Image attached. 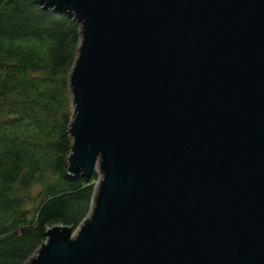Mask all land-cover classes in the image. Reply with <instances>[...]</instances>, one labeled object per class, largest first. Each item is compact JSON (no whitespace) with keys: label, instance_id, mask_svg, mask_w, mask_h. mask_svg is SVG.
I'll use <instances>...</instances> for the list:
<instances>
[{"label":"water","instance_id":"1","mask_svg":"<svg viewBox=\"0 0 264 264\" xmlns=\"http://www.w3.org/2000/svg\"><path fill=\"white\" fill-rule=\"evenodd\" d=\"M78 22L70 174L87 220L28 264H264V0H36Z\"/></svg>","mask_w":264,"mask_h":264},{"label":"trees","instance_id":"2","mask_svg":"<svg viewBox=\"0 0 264 264\" xmlns=\"http://www.w3.org/2000/svg\"><path fill=\"white\" fill-rule=\"evenodd\" d=\"M80 42L71 14L36 0H0V264H28L49 228L76 230L92 209L99 176L71 177L70 128L55 117L73 102ZM50 173L45 198L30 201Z\"/></svg>","mask_w":264,"mask_h":264},{"label":"rangeland","instance_id":"3","mask_svg":"<svg viewBox=\"0 0 264 264\" xmlns=\"http://www.w3.org/2000/svg\"><path fill=\"white\" fill-rule=\"evenodd\" d=\"M40 4V3H39ZM69 85H70V81H69ZM70 95H71V92H70ZM71 99H72V96H71ZM74 116H75V109H74V106H73V104L70 102V104L68 105V107L67 108H65V111L63 110V111H60V112H57V114H56V118H59V120H62V121H64L65 120V122H67L68 123V125H67V127L68 128H71V124H72V122H73V120H74ZM59 122V121H58ZM57 122V123H58ZM70 136H71V138H70V144H71V146L73 145V139H72V135H71V133H70ZM71 152H72V150L70 151V155H71ZM70 155H69V157H70ZM69 157H68V160H69ZM98 174V173H97ZM71 177H76V176H72L71 175ZM53 181H55V177H54V174L53 173H50L49 174V176H48V179H46L45 180V182L44 183H40V185H36L33 189H32V191L30 192V201L32 200V201H35V202H38V197H39V199L41 198V197H43V198H45V196H42L40 193L41 192H44V190H45V186L49 183V182H53ZM89 182V181H88ZM87 182V183H88ZM94 183V182H93ZM98 183H99V181H97L96 183H95V186H96V188H97V186H98ZM32 208V207H31Z\"/></svg>","mask_w":264,"mask_h":264},{"label":"bare ground","instance_id":"4","mask_svg":"<svg viewBox=\"0 0 264 264\" xmlns=\"http://www.w3.org/2000/svg\"><path fill=\"white\" fill-rule=\"evenodd\" d=\"M81 40H82V38H81ZM80 45H81V42H80ZM72 104H73V102H72ZM70 175L75 176V175H73V174H70Z\"/></svg>","mask_w":264,"mask_h":264}]
</instances>
